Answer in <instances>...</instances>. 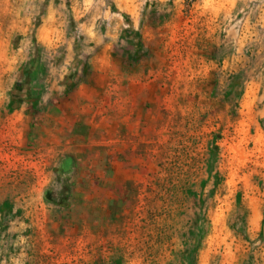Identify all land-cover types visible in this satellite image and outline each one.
I'll use <instances>...</instances> for the list:
<instances>
[{
  "label": "rangeland",
  "instance_id": "1",
  "mask_svg": "<svg viewBox=\"0 0 264 264\" xmlns=\"http://www.w3.org/2000/svg\"><path fill=\"white\" fill-rule=\"evenodd\" d=\"M0 264H264V0H0Z\"/></svg>",
  "mask_w": 264,
  "mask_h": 264
}]
</instances>
